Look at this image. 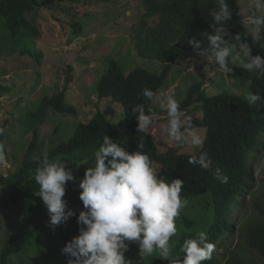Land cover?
<instances>
[{
  "label": "trees",
  "instance_id": "16d2710c",
  "mask_svg": "<svg viewBox=\"0 0 264 264\" xmlns=\"http://www.w3.org/2000/svg\"><path fill=\"white\" fill-rule=\"evenodd\" d=\"M76 1L49 0L47 4ZM228 3L233 11V19L226 26L229 33L233 36L239 34L247 41L253 48V56L264 57V27L257 34H251L243 21L240 0H228ZM143 4L146 9L143 23L145 18H157L158 21L154 26L143 25L138 29L136 49L139 56L160 62L161 73L135 68L125 75L122 66L112 59L97 82L98 98H111L121 104L125 112L123 119L113 122L104 113L97 112L87 123L78 124L68 141L40 150L39 128L46 122L49 113L75 114L76 108L66 102V91H61L50 97L43 96L25 116L27 133L32 132L30 144L20 167L2 179L8 200L22 215V220L0 250V264H10L13 258L25 250L43 211L44 202L36 195L39 186L35 183L34 175L44 151L48 152L50 160L64 159L71 162L69 168L76 177L74 182L68 183L65 196L68 202L66 211L73 210L76 216L55 226L62 258L68 264L69 256L63 249L73 237L79 235L81 225L77 219L79 212L84 210L79 199L82 191L79 182L84 177L85 169L94 165V153L104 135L129 152L137 150L142 137L144 152L150 156L157 172L166 181L171 182L175 178L184 180L181 195L187 199L201 195L198 206L203 210V216L196 221L184 215L176 222L178 239L175 251L179 259L183 260L185 255L180 251L183 242L195 238L198 231L204 230L209 241L216 245L212 259L204 264H264V200L253 202L250 207L246 199L247 192L253 190L259 181L254 168L256 156L264 142V103L250 105L245 97L228 92L207 96L202 84L197 83L188 90L186 98L180 102V108L181 111H188L193 107L202 113L201 118L192 117L184 126L206 129L202 148L195 154L160 153L151 132H137L138 121L132 114V107L144 104L146 113L151 109L152 119L163 115L153 107L154 101L142 95V90L148 88L157 97L172 66L197 57L187 44L188 39L193 36L199 38L200 33L211 31L213 21L210 12L217 5L216 0H143ZM42 6L44 4L40 0H0V43L13 52L33 56L38 62L41 54L33 43L40 39L41 31L29 15ZM80 28L78 25L77 32ZM228 39L230 44L235 43L231 37ZM249 91L264 97V78L258 79L255 72H250ZM0 93H3L1 87ZM204 151L209 153L213 161L211 171L189 163L191 157L198 158ZM216 168L229 177L227 184L215 179ZM250 210L252 213L247 217L246 213ZM237 212L242 215V220L231 222L232 214ZM232 236L238 239L236 249L220 253L219 247ZM245 252H249L250 257L244 256ZM153 264H169V261L159 259L157 254Z\"/></svg>",
  "mask_w": 264,
  "mask_h": 264
},
{
  "label": "rangeland",
  "instance_id": "374dc122",
  "mask_svg": "<svg viewBox=\"0 0 264 264\" xmlns=\"http://www.w3.org/2000/svg\"><path fill=\"white\" fill-rule=\"evenodd\" d=\"M40 1L44 6L29 15L41 31L40 39L33 43L41 54L40 61L33 56L21 55L19 51L13 52L0 43V87L3 91L0 93V127L5 129L0 142L5 145L6 154V159L0 162V250L22 220V215L8 200L2 179L20 167L30 144L32 132L27 133L24 123L27 113L43 96L50 97L66 91V102L76 108V113L62 115L51 111L39 128V149L53 148L68 141L78 124L87 123L97 112L104 113L113 122L125 117L121 104L111 98L99 99L97 96V82L110 60H116L125 75L135 68H144L156 74L162 71L160 62L139 56L136 49L138 29L143 25L154 26L158 21L157 18H145L143 23L146 12L143 0H78L54 5H48L49 0ZM240 7L245 21L254 11L252 0H240ZM78 25L81 26L79 32ZM245 25L251 34H257L260 29ZM230 66L233 67V73L227 75L218 71L214 61L208 62L198 56L172 66L153 102V107L163 115L154 116L153 125L148 130L153 134L160 153L195 154L203 146L178 143L168 137L163 130L168 123V116L160 108V100L174 96L181 102L188 90L197 83L202 84L207 96L228 92L246 97L250 92V72L240 68L239 61ZM192 117L201 118L202 113L193 107L182 111L184 126ZM195 130L204 141L206 129L200 127ZM64 161L68 167L71 166V162ZM254 169L259 181L246 194L250 207L253 202L264 200V142L256 156ZM200 198L201 195L187 199L188 205L182 210L180 218L186 215L199 220L203 216V210L198 206ZM251 213V210L247 211V217ZM239 219L242 220L239 212L232 214L231 222ZM49 220L48 209L44 204L25 250L13 258L10 264H65L57 231L55 226L49 225ZM236 236L224 242L219 252L236 249ZM173 239L177 240L178 235ZM125 256L132 264H153L157 254L141 259L139 246L133 242ZM244 256L250 257V253L245 252Z\"/></svg>",
  "mask_w": 264,
  "mask_h": 264
},
{
  "label": "clouds",
  "instance_id": "9594fccd",
  "mask_svg": "<svg viewBox=\"0 0 264 264\" xmlns=\"http://www.w3.org/2000/svg\"><path fill=\"white\" fill-rule=\"evenodd\" d=\"M217 7L210 12L213 23L211 31L193 36L187 44L196 56L208 62L214 61L218 71L233 73L230 65L239 61V67L247 72H255L257 78H264V57L253 56V48L242 37L231 35L226 27L233 19V11L228 0H216ZM254 11L245 18L248 26L264 27V0H252ZM231 37L235 43H229ZM243 58V59H242ZM142 95L154 101L156 93L145 88ZM246 100L250 105L264 103V97L249 92ZM162 110L167 112L168 123L164 132L178 143L201 146L204 141L194 128H185L181 119L180 101L174 96L160 100ZM132 114L138 121L137 132L144 133L153 125L151 109L146 113L145 105L132 107ZM5 129L0 127V136ZM6 159L5 145L0 142V162ZM190 164L211 171L213 161L207 151L199 157L189 159ZM215 179L227 184L229 177L221 169L214 171ZM35 183L48 209L49 225L58 226L76 216L67 210L65 199L69 182L76 177L67 162L50 160L47 151L42 153L39 166L35 170ZM184 180L175 178L166 181L154 167L150 156L144 152V142L140 137L138 148L129 152L127 148L104 135L102 143L94 153V165L85 169L79 182V199L84 210L79 212L77 223L81 225L79 235L72 238L63 249L69 256L68 264H132L125 253L131 243L139 246L141 259L158 254L159 259L169 264H204L212 259L216 245L209 241L206 231H198L195 238L186 239L180 249L185 253L183 260L175 251L178 228L176 221L188 205L181 195Z\"/></svg>",
  "mask_w": 264,
  "mask_h": 264
}]
</instances>
